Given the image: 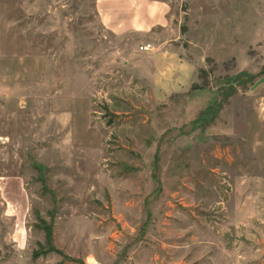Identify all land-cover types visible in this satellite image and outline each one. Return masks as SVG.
I'll return each instance as SVG.
<instances>
[{"label": "rangeland", "instance_id": "374dc122", "mask_svg": "<svg viewBox=\"0 0 264 264\" xmlns=\"http://www.w3.org/2000/svg\"><path fill=\"white\" fill-rule=\"evenodd\" d=\"M169 2L145 36L0 0V264H264V0Z\"/></svg>", "mask_w": 264, "mask_h": 264}, {"label": "crops", "instance_id": "0c3cea01", "mask_svg": "<svg viewBox=\"0 0 264 264\" xmlns=\"http://www.w3.org/2000/svg\"><path fill=\"white\" fill-rule=\"evenodd\" d=\"M169 1L172 0H96L99 16L109 30L116 34L131 31L145 36L154 29L172 30L169 20L172 3ZM166 39L154 37L149 42L153 50L145 53L169 52L171 45L166 44ZM25 198L27 193L18 178L0 176V206L6 218L13 219L17 227L28 211ZM17 235L20 236V232Z\"/></svg>", "mask_w": 264, "mask_h": 264}, {"label": "built area", "instance_id": "2783aa9c", "mask_svg": "<svg viewBox=\"0 0 264 264\" xmlns=\"http://www.w3.org/2000/svg\"><path fill=\"white\" fill-rule=\"evenodd\" d=\"M151 49V45L150 44H144L142 46L139 47V50L141 52H147Z\"/></svg>", "mask_w": 264, "mask_h": 264}]
</instances>
